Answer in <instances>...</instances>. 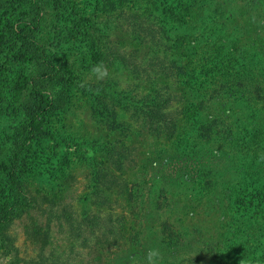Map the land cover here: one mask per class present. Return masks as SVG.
Listing matches in <instances>:
<instances>
[{"label": "trees", "instance_id": "16d2710c", "mask_svg": "<svg viewBox=\"0 0 264 264\" xmlns=\"http://www.w3.org/2000/svg\"><path fill=\"white\" fill-rule=\"evenodd\" d=\"M163 1L177 10L189 2ZM106 2L86 4L106 15L110 7ZM203 2L195 30L182 43L173 31H165L173 26L162 15L129 11L124 22L131 44L122 50L109 39L119 30V15L90 17L83 13L87 6L76 0H0V55L17 64L6 72L0 63V154L5 153L7 137L2 121L22 119L8 138L6 163L0 159L2 248L9 242L6 228L31 205L26 180L37 176L31 165L38 157L27 161L29 145L45 133L48 121L69 112L72 92L77 91L88 98L94 122L116 132L115 143L122 145L140 134L133 126L158 140L149 144L147 162L152 170L145 173L148 178L141 177L143 185L158 181L156 195H149L148 187L146 193L133 189L124 198V215L101 214L98 209L90 215L80 213L77 220L71 211L64 213L66 224L76 225L82 245L87 241L84 232L92 235L98 230L124 239L136 251L135 264H145L152 248L162 253L160 264H198L203 252L210 257L208 264H264V0ZM53 3L70 13L82 36H90L85 49L91 48L110 69L128 75L127 85L120 88L111 80L77 85L72 64L48 55L46 20L51 21ZM26 63L31 71L22 67ZM161 81L166 83L160 85ZM142 84L148 88L138 95ZM170 89L177 92L167 93ZM178 93L181 101L190 102L189 112L181 106L177 118H172L175 109L165 107ZM125 114L129 122L124 121ZM64 157L59 159L60 168L66 164ZM43 162L42 170L51 172V161ZM103 176L94 175L96 187ZM213 197L220 203L222 218L217 221L218 240L212 244L185 228L183 220L191 204L209 211ZM99 201L102 204L103 199ZM158 206L172 221L169 217L149 221L150 208ZM181 247L188 248L191 258L174 251ZM51 264H57L55 257Z\"/></svg>", "mask_w": 264, "mask_h": 264}, {"label": "rangeland", "instance_id": "374dc122", "mask_svg": "<svg viewBox=\"0 0 264 264\" xmlns=\"http://www.w3.org/2000/svg\"><path fill=\"white\" fill-rule=\"evenodd\" d=\"M76 1L83 3L84 6H87L86 3H93V0ZM203 1L189 0L188 4H184L183 8L177 10L173 6L175 4H168L163 0H107L106 3L110 7L106 15L110 14L111 17L119 15L117 21L119 30L112 31L109 39L119 43L122 50L128 48L132 37L127 31L124 18L129 15V11L138 9L144 14L150 10L154 17L162 15L161 18L173 26H166L165 31H173L174 37H180V43H182L187 39L189 32L195 30V23L204 9ZM127 7L130 10H127ZM83 13L90 17L95 13L98 17L106 16L98 9L93 10L91 5H88ZM154 17L153 21L158 23ZM48 18L51 20H46L49 31L48 55L56 59L62 58L72 64L73 77L77 85L111 80L119 83L121 88L130 82L126 73L110 69L91 48L88 50L84 48L89 46L90 36H82L73 17L69 12H65L59 3H53ZM135 41L134 39L135 44H141L140 41ZM187 45L183 44L184 47ZM0 63L6 68V72L14 71L17 67V64H12L9 56L3 54L0 55ZM94 66L98 68V72H93ZM22 67L32 70L28 63L23 64ZM104 73L106 75L102 79H97ZM164 83L166 81H161L160 85ZM147 88L148 86L145 87L144 84L140 85L138 95ZM176 92L175 89L167 91L173 94ZM72 94L69 112L47 122L48 128L45 133L50 135V138L45 137L44 133L29 145L27 161L30 163L31 157L37 156V160L41 162L38 163L36 160L34 164L31 163L32 169L37 170L35 171L37 176L33 174L26 180L31 205L25 214L13 220L6 228L5 235L9 242L5 248L0 246V264H51L52 257L56 258L57 264L62 263L63 260L66 264H135L136 251L125 244L124 239L107 236V234L101 235V232L96 230L92 235L84 232L87 241L85 245H82L81 238L77 237L74 231L76 225L70 223L72 227H69L63 215L71 211L73 217L78 220L80 213L90 215L98 209H101V214L124 215V211H121L124 198L130 196L133 189L146 193V187H148L149 195H156L158 181L153 179L149 184L143 185L141 177L145 175V178H148L149 174L145 173L152 170L147 162V156L151 151L149 144L158 140L148 136L141 127L133 126L135 130H139L140 134H135L122 145L115 143L118 141L116 132L106 130L104 126H99L91 118V105L88 98L77 91ZM189 104L190 102L186 99L181 101L178 93L177 99L169 100L165 108L169 111L175 109L170 117L177 118L181 106H184L188 115ZM125 116L124 121L129 122L128 115L125 114ZM21 120L20 117H8L7 120L2 121V130L7 136L3 146L5 153L0 154V159L4 163L8 159L11 145L8 138ZM160 137H166V134ZM104 146L106 148H103ZM62 156H65L66 164L60 168L59 159ZM45 160L51 161V172L42 170L45 167L43 162ZM97 173H103L105 176L96 187L93 180ZM95 194L97 200L94 199ZM100 198L103 199L102 204L99 201ZM210 203L209 211L192 204L189 208H185L187 212L184 213L183 222H185V228L199 235V239L212 241L213 244L218 240L215 236L218 234L217 221L221 220L222 214L221 210H218L220 203L215 197ZM149 213L153 215L149 220L151 223L159 217L164 219L169 217L160 206L154 211L150 208ZM172 218L169 217V220L172 221ZM186 248L172 249L181 257L191 258ZM191 254L193 256V253ZM209 258L207 253L203 252L197 263L208 264Z\"/></svg>", "mask_w": 264, "mask_h": 264}, {"label": "clouds", "instance_id": "9594fccd", "mask_svg": "<svg viewBox=\"0 0 264 264\" xmlns=\"http://www.w3.org/2000/svg\"><path fill=\"white\" fill-rule=\"evenodd\" d=\"M93 72L94 73L98 72V68L94 66ZM104 75H106V73L101 74L100 76L97 77V79H102ZM162 259H163L162 253L158 248L149 249L144 257L145 264H160Z\"/></svg>", "mask_w": 264, "mask_h": 264}]
</instances>
